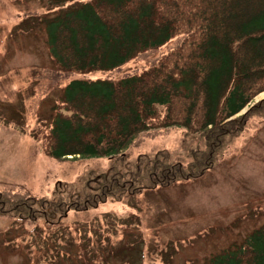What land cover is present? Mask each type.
I'll list each match as a JSON object with an SVG mask.
<instances>
[{"label": "trees", "instance_id": "trees-1", "mask_svg": "<svg viewBox=\"0 0 264 264\" xmlns=\"http://www.w3.org/2000/svg\"><path fill=\"white\" fill-rule=\"evenodd\" d=\"M47 31L54 84L77 72H118L139 58L147 66L118 79L70 81L51 126L32 136L57 161L120 164L55 198L0 190V218L60 227L71 211L199 179L250 119L264 118V101L238 116L264 92V0H92L50 19ZM176 128L199 137L187 166L171 163L167 152L128 161L129 149ZM208 264H264V226Z\"/></svg>", "mask_w": 264, "mask_h": 264}, {"label": "rangeland", "instance_id": "rangeland-1", "mask_svg": "<svg viewBox=\"0 0 264 264\" xmlns=\"http://www.w3.org/2000/svg\"><path fill=\"white\" fill-rule=\"evenodd\" d=\"M91 1L0 0V190L55 198L120 164L106 157L57 161L32 137L51 126L52 109L70 81L118 79L147 66L139 58L118 72H77L52 82L47 23ZM261 101L264 92L238 116ZM198 138L183 128L163 130L129 149L128 161L167 152L171 163L187 166V149L198 148ZM40 226L0 218V264H208L264 226V118L250 119L199 179L71 211L60 227Z\"/></svg>", "mask_w": 264, "mask_h": 264}, {"label": "water", "instance_id": "water-1", "mask_svg": "<svg viewBox=\"0 0 264 264\" xmlns=\"http://www.w3.org/2000/svg\"><path fill=\"white\" fill-rule=\"evenodd\" d=\"M244 113H246V112H244Z\"/></svg>", "mask_w": 264, "mask_h": 264}]
</instances>
